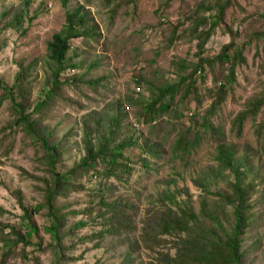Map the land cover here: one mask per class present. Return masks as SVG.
Returning <instances> with one entry per match:
<instances>
[{
    "label": "rangeland",
    "instance_id": "obj_1",
    "mask_svg": "<svg viewBox=\"0 0 264 264\" xmlns=\"http://www.w3.org/2000/svg\"><path fill=\"white\" fill-rule=\"evenodd\" d=\"M219 6L226 7L224 17L203 42L195 29L206 21L199 32L208 31ZM79 8L88 15L92 36L71 40L68 57L78 67L64 72L61 80L69 83L61 88L53 108L43 111L44 123L54 129L55 139L68 136L58 171H69L84 158L86 132L95 138L109 134L113 127L118 141L133 137L137 144L124 151L131 162L123 178L106 181L91 170L90 176L78 179L83 189L57 199L58 206H68L63 213H73L65 232L80 221L86 223L64 238L62 264H122L151 210L160 204L171 206L169 201H158L168 189L178 201L191 197L198 209L202 192L193 178L216 165L218 140L207 126L222 130L239 155H256V165H262L258 191L251 197L258 199L257 213L263 223L257 232L263 241L256 252L250 249L245 264H264L263 142L255 134L251 116L240 131L234 128L248 102L264 94V0H67V4L65 0H0V80L12 86L26 71L28 113L52 86L54 66L48 59V44L65 28L69 13ZM233 39L235 47L229 55H236L238 48L244 55V61L233 62L234 68L219 59ZM201 63L205 70L194 74L195 88L183 98L184 87L166 115L153 122L145 110L151 95L179 81L180 74H193ZM182 66L185 70L180 71ZM231 71L234 80L228 79ZM13 111L11 100L0 89V264H55L54 240L43 206L48 167L39 144L13 124ZM263 119L264 109L258 121ZM189 128L187 142L193 146L197 137L198 144L191 153L178 156L173 148ZM151 147L161 155L146 152ZM104 184L108 202L123 197L134 204L130 210L134 218L127 233L105 234L101 239L95 236L106 229L104 221L111 215H103L107 209L96 196ZM210 189L214 192L217 186ZM27 227L34 229L30 236ZM253 235L250 229L248 246ZM82 237L87 239L79 240ZM139 245L128 264H158V255Z\"/></svg>",
    "mask_w": 264,
    "mask_h": 264
},
{
    "label": "trees",
    "instance_id": "obj_2",
    "mask_svg": "<svg viewBox=\"0 0 264 264\" xmlns=\"http://www.w3.org/2000/svg\"><path fill=\"white\" fill-rule=\"evenodd\" d=\"M65 4H67V0H65ZM225 10V6H219V11L212 18L210 29L199 32L200 26L207 23L204 21L196 27L197 34L195 36L203 38L202 41L206 42L217 24L222 21ZM92 32L93 26L87 13L84 12V8L69 13L65 28L55 34L48 44V59L54 66L52 86L45 93L44 99L34 106L30 113L27 112L29 106L26 105L29 94V87L26 85L28 79L26 71L22 70L19 73L12 86L0 80L3 97L11 100L13 105L15 114L13 124L17 128H21L24 134L33 138L44 153L42 158L48 167L50 180L46 181L43 206L47 209L50 221L49 230L54 240L55 264H62L66 260L62 244L64 238L72 236L73 231L86 224L80 221L69 226L68 231L65 232L64 228L67 225L68 217L73 213L69 210L67 213H63L68 206H58L57 199L68 196L73 190L83 189L84 187L78 179L84 175L90 176L91 170H94V176L106 181L112 177L123 178L122 174L129 170L131 162L124 151L129 147L134 148L137 144L133 137H126L124 140L118 141L117 131L113 127L109 134H97L94 135L95 138L86 132L84 137L86 155L84 158L76 163L71 170L64 173L58 171L68 136L56 140L54 129L44 123L46 115L43 111L45 109L50 111L53 108L55 99L60 97L61 88L69 83L67 79L61 80L64 72L68 68L78 67V65H72V59L68 57L72 48L71 40H89ZM234 47L233 39L224 47L223 53L219 56V59L223 61L228 60L232 64V68L237 61H244L243 49L238 48L236 55H229ZM180 68V71L185 70V66ZM204 70V64L201 63L195 67L193 74L186 76L180 74L179 81L167 84L159 88L157 95H151L152 99L145 105L146 114L151 117V120L158 121L165 116L184 87L187 89L185 96L182 97H187L190 90L195 88L194 74L198 72L202 74ZM234 78V71H231L228 79L234 80ZM152 87L154 88V86ZM224 89L225 87L222 86L221 93H224ZM168 97L170 98L169 103L166 101ZM222 100L221 97L212 106V109L215 110ZM263 109L264 94L248 102L247 109L236 117L234 128L240 131L244 122L251 116L256 122L255 134L263 142L264 149V119L258 121ZM207 128L218 140L214 157L216 165L193 178L202 192L198 209L193 204L191 197L178 201L177 196L170 189L160 194L158 201L160 200L162 204L169 201L171 206L164 207L160 204L151 210L149 219L143 223L139 238L130 242L131 251L128 255L126 254L122 264L129 263L132 253L140 248V242L145 249L158 255V264H245L250 249L254 252L258 250L263 237L259 235L257 229L259 224L263 223V219L257 213L258 199L251 196L258 191L256 184L262 165H256V155L248 153L239 155L235 145L225 141L226 135L222 130L214 128V126H207ZM189 133L190 128L177 141L173 148L176 155L189 154L197 146V137L196 141L192 142L193 146H190L189 141L187 142L188 139L185 135ZM146 152L153 156L161 155V152L159 154L154 147L149 148ZM146 165L150 166L149 163ZM221 183L226 186L220 187ZM213 185L217 186L214 192L210 189ZM103 188L98 190L96 196L100 197V204L107 209L103 215L106 216L109 213L111 215L104 221L106 229L95 237L102 239L105 234L123 235L132 228L134 216L130 214V210L134 208V204L123 197L108 202L106 198L107 184H104ZM16 194L25 209V216H28L29 211L23 204L21 193L17 192ZM261 201H264V192L261 194ZM250 229L254 230L253 244L248 246ZM32 231L30 228L27 230L28 236ZM86 239V237H82L79 240L85 241ZM21 240H25V237Z\"/></svg>",
    "mask_w": 264,
    "mask_h": 264
}]
</instances>
